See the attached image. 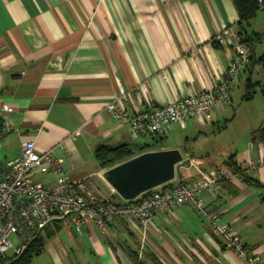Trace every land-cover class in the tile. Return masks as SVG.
Listing matches in <instances>:
<instances>
[{
    "label": "crops",
    "instance_id": "0c3cea01",
    "mask_svg": "<svg viewBox=\"0 0 264 264\" xmlns=\"http://www.w3.org/2000/svg\"><path fill=\"white\" fill-rule=\"evenodd\" d=\"M238 20L234 0H0V123L12 126L0 136V165L19 154L24 140H34L38 151L52 149L73 178L91 176L89 191L120 199L96 147H134L152 136L132 139L108 103L124 90L133 114L213 89L234 57L233 39L218 44L213 36ZM251 29L264 31V9ZM255 52L264 53V39ZM255 69L241 72L231 101L213 106L209 119L175 123L158 134L160 149L183 154L170 186L197 183L231 155L264 184V168L247 166L261 158L264 144L256 134L264 127V95L257 90L243 99L242 83L249 75L254 80ZM4 105L11 111H2ZM37 176L54 181L52 174ZM201 195L248 254L264 260V189L236 175L218 194ZM69 220L56 218L43 231L56 234ZM77 233L89 254L79 264H251L189 204L155 215L146 231L137 221L117 220L108 232L90 223Z\"/></svg>",
    "mask_w": 264,
    "mask_h": 264
},
{
    "label": "built area",
    "instance_id": "2783aa9c",
    "mask_svg": "<svg viewBox=\"0 0 264 264\" xmlns=\"http://www.w3.org/2000/svg\"><path fill=\"white\" fill-rule=\"evenodd\" d=\"M227 37L233 39L234 57L224 77L213 89L133 114L124 106L129 102V95L122 90L116 100L108 103L107 109L116 119L128 125L132 139L158 135L164 127L184 124L189 119H209L213 106L231 101V91L238 85L241 72L251 62L250 48L240 40L235 25L223 28L213 36V41L223 44ZM1 110L7 112L11 108L4 105ZM11 130L8 122L0 123V136ZM261 149V158L247 163L252 170L264 168V144ZM5 170L7 173H4ZM0 173H3L0 178V259H6L10 249L20 253L56 218L68 217L71 227L77 232L90 223L102 232H108L117 220L137 221L146 231L155 215L189 204L211 223L216 232L226 239V246L240 258L251 264H264L262 258L248 254L238 234L220 224V213L208 209L201 195L204 191L216 195L223 181L234 180L236 175L226 166L203 171L195 184L177 183L170 186L165 183L131 200L113 199L112 195L98 197L88 190L91 176L73 178L52 149L40 152L34 140H24L19 154L0 165ZM37 174H52L54 181L47 183ZM144 249L143 244L141 252Z\"/></svg>",
    "mask_w": 264,
    "mask_h": 264
},
{
    "label": "trees",
    "instance_id": "16d2710c",
    "mask_svg": "<svg viewBox=\"0 0 264 264\" xmlns=\"http://www.w3.org/2000/svg\"><path fill=\"white\" fill-rule=\"evenodd\" d=\"M234 3L239 15V20L236 24L239 38L250 48L251 62L247 68L251 70L253 67L260 66L264 77V53L257 55L255 52V45L264 39V31L251 29L252 19L255 18L260 9H264V0H234ZM245 88L246 91L243 95V99H251L256 94L257 88H259L260 92L264 95V80H253L251 75H249L246 79ZM256 134L264 138V127L257 129ZM161 145L162 140L158 135L152 136L151 142L134 147L127 143L116 146L100 144L95 149V157L101 168H109L143 151L160 149ZM223 165L230 169L235 175H240L244 180L264 189V184L249 176L246 173V168L244 169L236 162L234 155L229 156ZM113 199L115 198L113 197ZM46 227L47 226H45L44 229ZM59 229L60 226L58 225V230ZM54 234L52 229L46 232L41 230L21 254L12 258L0 259V262L2 264H24L30 261L33 255H38L43 252L46 239L52 237Z\"/></svg>",
    "mask_w": 264,
    "mask_h": 264
},
{
    "label": "water",
    "instance_id": "95a60500",
    "mask_svg": "<svg viewBox=\"0 0 264 264\" xmlns=\"http://www.w3.org/2000/svg\"><path fill=\"white\" fill-rule=\"evenodd\" d=\"M182 161L179 148L147 150L107 168L105 178L121 198L131 200L173 180Z\"/></svg>",
    "mask_w": 264,
    "mask_h": 264
},
{
    "label": "rangeland",
    "instance_id": "374dc122",
    "mask_svg": "<svg viewBox=\"0 0 264 264\" xmlns=\"http://www.w3.org/2000/svg\"><path fill=\"white\" fill-rule=\"evenodd\" d=\"M255 68V74L253 76L254 80L262 79L263 72L260 66H256ZM244 88L245 81L242 83V89ZM257 90H259V88H257ZM171 142L172 141H170V143ZM2 174L3 173H0V178L2 177ZM79 236L80 235H78L77 231L71 227V225L69 228L68 226L64 227L58 233L46 239L41 254L33 255L30 261H27L24 264H79L82 255H89L82 243L81 237ZM12 238L15 240L16 244V237L13 235ZM26 247L27 246H25L24 249ZM24 249L20 253H17L14 249L8 250L7 258H12L21 254ZM0 264L2 263L0 262Z\"/></svg>",
    "mask_w": 264,
    "mask_h": 264
}]
</instances>
